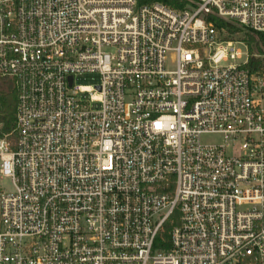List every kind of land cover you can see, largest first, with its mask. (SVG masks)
I'll return each instance as SVG.
<instances>
[{"label": "built area", "instance_id": "built-area-1", "mask_svg": "<svg viewBox=\"0 0 264 264\" xmlns=\"http://www.w3.org/2000/svg\"><path fill=\"white\" fill-rule=\"evenodd\" d=\"M184 1L0 0V264H264V0Z\"/></svg>", "mask_w": 264, "mask_h": 264}, {"label": "trees", "instance_id": "trees-1", "mask_svg": "<svg viewBox=\"0 0 264 264\" xmlns=\"http://www.w3.org/2000/svg\"><path fill=\"white\" fill-rule=\"evenodd\" d=\"M154 2L164 3L174 9L184 10L187 1L184 0H138L139 5L151 4ZM219 30H225L227 34L234 35L241 32L232 23L226 22L217 17L209 18ZM245 34V42L249 47L250 54L254 51L264 55V34L252 32ZM251 72L264 73V60L252 58L247 66ZM17 93L11 80H0V125L1 134H10L14 130L16 120ZM14 137L12 136V139ZM169 229V225L166 226Z\"/></svg>", "mask_w": 264, "mask_h": 264}, {"label": "rangeland", "instance_id": "rangeland-1", "mask_svg": "<svg viewBox=\"0 0 264 264\" xmlns=\"http://www.w3.org/2000/svg\"><path fill=\"white\" fill-rule=\"evenodd\" d=\"M235 27H237L241 32L234 34V35H229L227 32H224V35L227 36V40H233L239 42L238 44H235V47L238 49H241L242 52L245 53L244 59L242 61H237V64H241L245 58L246 54L249 50V47L246 48V42H245V34L246 33H251L249 30L242 28L239 25L233 24ZM243 44H242V43ZM254 54H258L257 51H254ZM260 60H264V58H261ZM234 64V62L230 61L228 63H223L222 66H228ZM100 83V75L97 73H92V74H81L75 77V84L76 85H81V86H97ZM88 97V95L86 96ZM201 142L205 145H226L227 143L224 141L223 137L221 135H204L201 138ZM232 153V151L230 152ZM0 186L2 188H9L11 189L12 185L9 179L7 178H2L0 180Z\"/></svg>", "mask_w": 264, "mask_h": 264}, {"label": "water", "instance_id": "water-1", "mask_svg": "<svg viewBox=\"0 0 264 264\" xmlns=\"http://www.w3.org/2000/svg\"><path fill=\"white\" fill-rule=\"evenodd\" d=\"M70 83L72 84V78H70Z\"/></svg>", "mask_w": 264, "mask_h": 264}]
</instances>
